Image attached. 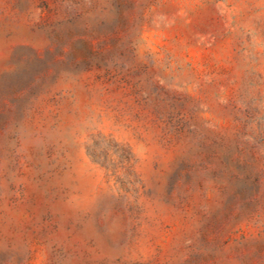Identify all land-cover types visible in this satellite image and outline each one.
<instances>
[{
	"label": "rangeland",
	"instance_id": "374dc122",
	"mask_svg": "<svg viewBox=\"0 0 264 264\" xmlns=\"http://www.w3.org/2000/svg\"><path fill=\"white\" fill-rule=\"evenodd\" d=\"M0 264H264V0H0Z\"/></svg>",
	"mask_w": 264,
	"mask_h": 264
}]
</instances>
